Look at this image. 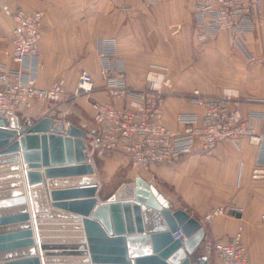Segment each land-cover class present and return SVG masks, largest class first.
I'll use <instances>...</instances> for the list:
<instances>
[{
	"label": "crops",
	"instance_id": "obj_1",
	"mask_svg": "<svg viewBox=\"0 0 264 264\" xmlns=\"http://www.w3.org/2000/svg\"><path fill=\"white\" fill-rule=\"evenodd\" d=\"M206 1L0 0V59L7 68L15 67L3 55L12 47L11 12L17 8L42 11L38 55L33 62L36 83L48 88L62 79L66 89L57 103L32 100L15 108L14 113L21 123L49 116L85 131L86 149L99 183V202L106 201L110 194L105 195L101 188L104 184L95 162H103L108 176L129 163L120 153L91 148L92 103L108 101L100 77L105 65L97 52L100 40L114 41L115 58L110 63L121 67L133 89L145 88L151 66L167 68L171 84L163 110L164 122L170 128L180 129L176 124L180 114H201L202 109L189 98L195 90L204 96L229 93L239 100L244 117L260 118L264 113V0L259 13L250 20L251 29L239 38L228 30L204 34L198 15ZM83 71L93 78L94 89L86 96L68 98ZM262 122L260 119L258 125ZM256 152V147L245 141L239 146L227 141L211 155L194 154L176 164L155 165L151 172L168 190L170 196L162 195L173 209H183L200 221L212 209L224 207V214L209 223L202 222L204 238L226 242L240 227L250 264H264V178H251ZM19 164L25 171L26 164L22 160ZM37 190L36 207L43 210L48 203V188L39 186ZM194 258L198 264H211L204 254L196 252Z\"/></svg>",
	"mask_w": 264,
	"mask_h": 264
},
{
	"label": "water",
	"instance_id": "obj_2",
	"mask_svg": "<svg viewBox=\"0 0 264 264\" xmlns=\"http://www.w3.org/2000/svg\"><path fill=\"white\" fill-rule=\"evenodd\" d=\"M84 138L59 118L0 116V264H198L203 225L141 177L98 201ZM39 186L48 188L43 210Z\"/></svg>",
	"mask_w": 264,
	"mask_h": 264
},
{
	"label": "built area",
	"instance_id": "obj_3",
	"mask_svg": "<svg viewBox=\"0 0 264 264\" xmlns=\"http://www.w3.org/2000/svg\"><path fill=\"white\" fill-rule=\"evenodd\" d=\"M261 1L207 0L198 15L204 34L228 30L235 37H242L251 29L250 20L259 13ZM11 19L12 47L3 55L15 67L7 68L0 59V116L32 100L57 103L66 94L64 80L41 88L34 76L33 62L38 55L44 13L17 8L11 12ZM97 52L105 61L100 77L108 101L92 103V149L120 153L133 167L150 172L155 165L176 164L194 154L211 155L227 141L235 146L245 141L257 149L251 178H264V122L258 125L260 119L264 120V113L260 118L244 117L239 100L229 93L204 96L195 90L189 98L202 109L201 114H180L176 118L180 129L170 128L164 122L163 110L166 90L171 84L167 68L151 66L146 73L145 88L136 90L126 83L121 67H112L114 63H110L115 58L112 39L100 40ZM93 89V78L83 71L68 98L86 96ZM85 153L89 157L88 149ZM224 213V207H216L200 222L209 223ZM261 227L264 231V213ZM174 237L185 240L180 230ZM200 250L212 257L211 264H250L240 227L226 242L204 238Z\"/></svg>",
	"mask_w": 264,
	"mask_h": 264
},
{
	"label": "rangeland",
	"instance_id": "obj_4",
	"mask_svg": "<svg viewBox=\"0 0 264 264\" xmlns=\"http://www.w3.org/2000/svg\"><path fill=\"white\" fill-rule=\"evenodd\" d=\"M95 166L98 171L101 185L104 184L101 188L103 191H105V195L113 194L118 188L123 185H128L127 187H131L135 177H141L145 182L153 185L161 194L163 193L170 196L168 190L162 184L161 180L155 177L154 173L151 171L147 172L133 167L130 163H126L125 165H121V168L119 167L113 175L108 176L105 174V171L103 169V162L101 160L96 161ZM126 194V196H129V194L131 193L130 191H128V193ZM197 253L199 255L202 254L200 246ZM208 259H210L211 262L213 260L212 257H208Z\"/></svg>",
	"mask_w": 264,
	"mask_h": 264
}]
</instances>
